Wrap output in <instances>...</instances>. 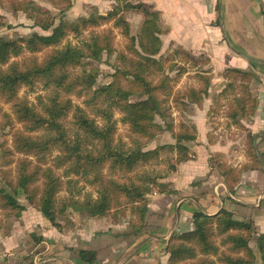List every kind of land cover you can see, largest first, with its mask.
I'll return each instance as SVG.
<instances>
[{
  "label": "trees",
  "instance_id": "trees-1",
  "mask_svg": "<svg viewBox=\"0 0 264 264\" xmlns=\"http://www.w3.org/2000/svg\"><path fill=\"white\" fill-rule=\"evenodd\" d=\"M47 1L59 7L57 15L47 9L34 7L29 0L25 5L23 2L15 5L17 10H22L32 20V27L39 28L44 34L33 33L29 37L15 39L0 37V100L10 105L12 118L21 125L20 130L13 129L8 115L3 113L7 120L4 126L13 129L12 150L23 155L15 170L14 183L7 180L4 171H0V206L19 210L14 196L20 193L54 227H59L55 221L57 212L67 208L85 210L92 217L115 220L117 217L114 211L122 207L125 209L123 214L132 219V227L137 228L135 225H142L147 212V195L174 191L157 183L160 177H140L137 180L139 183L128 177L123 182L120 179L156 160L161 150L174 153L175 162H180L188 155V147L182 143L194 141L196 133L190 132L183 124H180L181 129L176 133L169 127L175 141L173 144L157 146L151 154L142 152V148L162 131L154 122V117L160 114L166 100L158 99L155 92L159 91L164 97L169 96L171 79L165 73L168 64L178 56L190 61L192 59H188L189 55L179 49L166 57H156L161 48L159 35L162 31L157 26L158 11L148 5L121 0L119 8L105 15L94 12L70 23L63 20V16L71 8L72 0ZM130 10L141 11L145 17L137 38L129 37L127 48L130 55L120 54L123 64L121 62L122 66L112 74L111 82L93 88L95 71L82 70L79 75L70 70L83 65L82 59L98 61L103 52L110 54L112 38L109 33L93 30L113 22V26L121 27L123 35L127 37L129 27L119 13ZM84 32H88L87 38L82 37ZM69 35L81 38L78 44L74 45L67 40ZM45 50L49 52L39 60L36 55ZM233 72L240 71L228 68L224 73ZM123 77H126L123 81L129 88L118 82ZM38 84L49 92L45 98L37 95L34 102L17 96L21 87L33 88ZM85 93H90V97L83 103L86 108L95 109V116L102 121L101 124L89 117L70 98L71 95L81 97ZM201 93L205 94V91L190 89L182 98L191 100ZM131 95L139 99L131 101ZM197 99L194 100L196 104L199 102ZM245 101L235 99L227 117L237 123L236 118L250 114L254 102L251 100L250 105H245ZM113 110L121 114L119 121L128 127L126 144L114 140L116 126L112 119ZM69 114L74 119L76 129L93 142L90 149H83L77 139L69 138L63 125ZM248 139L245 154L249 159L239 169L218 163L225 183L230 182L236 173L260 168L252 149L251 137ZM54 151L57 155L51 157ZM32 158L35 162L33 165L30 162ZM47 158H51V164H48ZM104 164H107L111 175L118 174L116 179L101 175ZM170 166L173 169L174 165ZM60 168H64L63 174L56 176L53 170ZM77 177L87 180L91 186L98 185L95 197L81 192L82 188H75ZM64 178L67 195L58 200L56 196L61 191L60 180ZM38 181L41 190L37 197L36 189L32 186ZM11 184L14 186L11 187ZM2 185L10 186L14 195L6 193ZM192 225L190 231L172 234L168 238L164 249L168 254L167 264H256V257L248 244L249 237L255 232L252 223L234 219L225 210H220L213 215L194 212ZM256 248L258 262L264 264V234L257 237ZM79 256L85 264L95 262L93 252L81 250Z\"/></svg>",
  "mask_w": 264,
  "mask_h": 264
},
{
  "label": "crops",
  "instance_id": "crops-1",
  "mask_svg": "<svg viewBox=\"0 0 264 264\" xmlns=\"http://www.w3.org/2000/svg\"><path fill=\"white\" fill-rule=\"evenodd\" d=\"M129 1L158 11V25L165 29L160 35L162 43H173L174 47L205 53L212 61L221 58L226 66L250 67L264 72V65L257 60H264L263 47L253 51L252 46L246 44L252 40L246 30L244 0H219V15L224 13L227 19L220 24L222 28L216 26L217 30L212 25L214 0ZM117 2L72 0L68 14L73 12L82 17L86 16L87 9H93L102 15L111 11ZM126 16L129 21L139 22L138 25L143 20L138 13H127ZM253 39L264 42L263 38ZM260 91L254 115L248 120L241 118V127L231 126V131L223 132L222 136L218 134L222 127H226L222 126L223 121L221 129L218 124L213 128L209 121L211 118L202 109L189 115L196 127V139L189 146L190 158L176 164L171 174L161 181L174 193L147 195V212L142 225L137 224V228L132 227V219L127 214L115 221L92 216L71 219L70 227L62 229H77L76 235L57 233L56 236L69 243L68 250L66 246L59 247L60 252L56 253L59 262L84 264L79 257L69 255L71 249H84L95 252L93 264H167L168 254L164 249L168 238L172 234L190 231L194 212L213 215L225 210L235 219L251 221L257 235L264 234V87ZM246 134L251 137L260 168L236 173L230 182L225 183L216 164L209 159L218 157L231 168L239 169L247 160L244 152ZM40 227L45 238H50L49 234L55 229L48 221H43ZM15 231H6L7 235L0 233L3 246L0 258L4 255H15L18 259L23 257L18 254L20 246H14ZM46 240L47 248L54 247L52 240Z\"/></svg>",
  "mask_w": 264,
  "mask_h": 264
},
{
  "label": "rangeland",
  "instance_id": "rangeland-1",
  "mask_svg": "<svg viewBox=\"0 0 264 264\" xmlns=\"http://www.w3.org/2000/svg\"><path fill=\"white\" fill-rule=\"evenodd\" d=\"M28 0H0V37L2 38H10L15 39L17 37H29L33 33L38 34H44L39 28L32 27V20L28 18L27 14L24 13L22 10H17L16 3H24L26 4ZM34 7H40L43 9L49 10L53 15H57L59 11V7L53 6L51 3H49L47 0H29ZM117 4L113 7L119 8V2L121 0H117ZM131 3V1L127 0ZM205 2V0H203ZM122 3V2H121ZM215 3V16L214 20L212 21V25L216 26L220 29L222 28L220 24H223L225 20L227 19L224 17V13L222 15H219V0H214ZM244 3L246 4L245 9V25L247 34H249V37L251 38L252 42H247V45H251L253 48V51H255V48L260 49V46L264 49V42L256 41L253 38L258 37V39H264V0H244ZM112 9V10H113ZM69 9L64 13L63 20L68 21L70 23L76 21V19L81 18L79 14L71 12L68 14ZM97 13V11L93 9H87L85 11L86 16L82 17H88L92 13ZM108 13V12H107ZM127 13H138L143 16V20L145 19L144 15L141 13V11L137 10H130L125 12H120L119 16H122L128 24L129 27V35L126 37L123 35V30L121 27L113 26V22H109L107 24H104L98 28H95L93 31L102 33L107 32L109 33V36L111 39V47L112 52L110 54H107L106 52L102 53V56L100 60L95 61L92 59H82V64L80 66L75 67L74 69H71L70 71L81 74V71H95V78H94V84L93 88H97L100 85L108 84L113 80L112 74L116 71L118 67H121V62L123 64V61L120 59V54H129V50L127 48L129 44V37H133L134 39L137 38L141 24L138 25L137 21L134 22L133 19L130 21L127 18ZM237 13V11H236ZM106 14V13H105ZM102 14V15H105ZM231 18V16H229ZM233 19V18H232ZM129 21V22H128ZM232 23V22H229ZM158 28L162 31L161 34L165 31V29H161L158 25ZM217 30V29H216ZM160 34V35H161ZM159 35V37H160ZM83 38L88 37V32H84L82 35ZM72 44H78L77 42L81 38H73L72 35H69L67 37ZM161 41V39H160ZM135 48L137 46L135 45ZM179 49L185 53H187L188 59L186 58H180L179 56L175 59V61L170 62L165 70V73L170 77L171 82V91L169 93V96L164 97L160 94L159 91L155 92V95L160 100H166V103L163 104V108L160 109V114L156 115L154 117V122L157 123L161 128L162 131L157 133L156 136L149 140L144 144V147L142 148V152H148L149 154L153 153L154 149L157 146L161 145H171L175 141L172 139L169 127H172V130L176 132L181 129L180 124H183L187 127V129L191 132L196 133V127L193 122L192 118H189V115L195 114L197 109L203 110L205 113L209 115L211 118L209 121L211 122V126L214 128L216 124H218V127H220L221 122L222 126L226 125V127H221L219 129L220 132L218 135L222 136L223 132L229 133L231 131V126L235 127H241L239 123L240 117L236 118L237 123L233 120L229 119L227 116L232 111L234 100L235 99H245V105H250V101L253 100L254 107L250 114L245 115V117H242L244 120H248L251 116L254 115L256 109H257V103L261 94L260 89L264 87V72L260 71L259 69H252V68H238L235 66H229L225 64L223 59L221 58H214L213 61L210 57H208L205 53H196L189 50L182 49L177 46H173V43H167L161 41V48L159 51V54L156 57H166L167 55L171 54L174 50ZM49 52V50H45L41 52L40 54H37L39 60H41L45 55ZM28 55V54H26ZM258 62L262 65H264V60L257 59ZM195 61V62H192ZM232 68V69H238L240 72L236 73H224L226 69ZM126 77L118 79V82L123 87L129 88V85L125 83L123 80ZM127 79H130L127 77ZM230 85V86H229ZM190 89L195 90H202L205 91V94H198L197 97L187 100L186 98H182L184 93L186 91H189ZM204 93V92H203ZM37 95H42L43 98L49 95V92L46 90H43L41 87V84L36 85L33 88L28 87H21L20 90L17 93V96L19 98H25L28 101H34V98ZM83 96L77 97L75 95H71L70 98L73 101L74 104H77L80 108H83L89 117L95 118V121L98 124H101L102 121L96 117L97 112L95 109H89L86 108L85 103L83 101L85 99H88L90 97V93L82 94ZM145 97H142L143 99ZM198 98L196 101L198 104L194 103V100ZM249 98V99H248ZM139 99L136 95H131L129 100L135 101ZM45 100V99H44ZM249 101V102H247ZM35 102V101H34ZM3 113H6L8 115V118L11 122V125L14 126L13 129L20 130V126L14 119L12 118L13 115L11 113V108L9 104L3 103L2 100H0V171H4L6 178L9 182L14 183V177H15V170L18 165L19 160L23 159V155L19 153H15L13 148V142L11 133L13 129H10L8 126H4L5 122L7 121L3 117ZM121 118V114L115 110L112 111V119L115 120V134H114V140L115 142H123L128 143L127 136H129L128 133V127L127 125L121 123L119 120ZM63 125L65 129L68 131V135L70 139H77L83 149H90L92 147V141L90 138H88L86 135L82 134L78 129H76V126L74 125V119L71 117V115H68V118L64 120ZM5 127V128H4ZM217 127V128H218ZM249 134H246L245 137V149L248 146L249 142ZM195 141V140H194ZM194 141H188L183 142V145H186L188 147V155L184 157L183 160H186L189 157V146L192 145ZM94 145V144H93ZM244 149V152H245ZM57 155V152L54 151L52 153L51 157H55ZM246 159H249L247 157V154H245ZM48 164H51V158H47ZM181 160L180 162H182ZM209 160H212L216 167L218 168V163H224L222 159L215 157L210 158ZM247 161V160H246ZM31 165H33L35 162L32 159H30ZM179 162H175V154L174 153H168L166 150L159 151L158 158L154 161H151L147 163L146 165L138 168L134 173L128 174L125 178L120 179L121 182L125 181L127 177L132 180L133 182L139 183L137 180H139L140 177L147 178V177H160L157 179V183H160L165 189H168V185L161 182L163 179L166 178L167 175H170L171 172L175 169V165ZM170 164H173V169H170ZM227 165V164H226ZM228 166V165H227ZM66 167V166H65ZM230 167V166H229ZM63 169H54V174L56 176H60L63 174ZM220 171V170H219ZM90 173V172H89ZM88 173V175H89ZM101 175L103 176H109L111 179H116L118 177V174L111 175V172L108 170L107 164H104L101 168ZM91 177V173L89 175ZM76 187L82 188L83 193H89L92 196H96L95 191L97 189L94 185H89L83 178H79ZM90 180V178H88ZM61 187L59 193L57 194L58 200L63 199L67 194L65 192L66 187V179H61ZM4 189L6 190V193L10 195L12 194V189H10L14 184H11V187L8 185H2ZM36 189L37 197L40 194L41 186L40 182L38 181L34 186H32ZM16 199L19 210H12L8 208H4L0 206V233L6 234L5 232L8 231L14 232L13 229H17L18 232L16 233L15 238V244L14 246L18 245L20 246V250L18 251L19 255L23 256L21 258H15V255H9V256H1L0 258V264H61L59 262L60 260L57 259L56 253L60 252L59 247L66 246V250L69 249L68 245L69 243L66 240L62 241V238H57V233L59 234H68L69 236L73 235L75 236L77 229H62V228H68L71 225V219H74L77 216L82 217H88L90 216L87 211H74L71 208H67L63 212H57L55 221L58 223L59 227H54L47 219L43 217V215L38 211L37 207L28 201L24 195L17 194L14 196ZM124 210L122 207L118 208L114 212H116V219L118 220L120 218H123ZM232 217V216H231ZM109 218V217H108ZM234 218V217H232ZM110 219V218H109ZM235 219V218H234ZM113 220V219H111ZM113 220V221H115ZM238 220V219H237ZM43 221H48V223L54 227L55 229H52V234L50 233L48 237H44L43 229H41V223ZM244 222H250L251 221H245ZM254 226V225H253ZM136 227V225H135ZM255 228V227H254ZM38 229V230H37ZM11 230V231H10ZM37 230V231H36ZM255 230V229H254ZM7 232V234H8ZM72 233V234H71ZM6 234V235H7ZM260 234L257 235V232L255 231L254 234L249 237V247L253 251L255 257H256V264H259V256L257 253L256 248V240L257 237ZM52 240L54 247L49 246L47 248V240ZM49 244V243H48ZM13 246V247H14ZM3 246L0 241V255L2 253ZM79 250H73L71 249L69 255H72L73 257H79ZM90 251L95 254L92 250H85ZM9 257V261L7 260ZM96 257V254H95ZM15 258V259H14ZM83 262V261H82ZM84 263V262H83ZM85 264V263H84Z\"/></svg>",
  "mask_w": 264,
  "mask_h": 264
}]
</instances>
